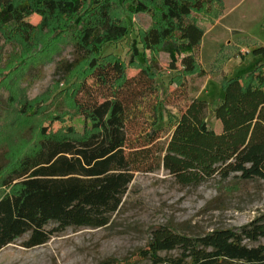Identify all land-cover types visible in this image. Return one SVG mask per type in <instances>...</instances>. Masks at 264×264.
Here are the masks:
<instances>
[{"label":"trees","instance_id":"obj_1","mask_svg":"<svg viewBox=\"0 0 264 264\" xmlns=\"http://www.w3.org/2000/svg\"><path fill=\"white\" fill-rule=\"evenodd\" d=\"M111 2L0 0V32L14 27L30 41L34 32L65 18L66 30H76L75 57L60 62L56 74L65 80L87 66L73 94L86 124L83 133L72 125L55 129L67 118L55 119L41 129L30 153L0 168L6 191L0 196V252L24 236L23 247L34 249L70 228H107L138 173L163 169L182 187L216 179L264 185V46L253 51L263 62L249 77L224 78V98L214 110L222 126L217 133L208 125V103L189 99L185 82L170 99L160 97L158 60L147 59L145 53L160 50L169 56L172 71L180 65L184 76L203 75L197 56L204 31L195 14L215 20L222 0L132 1L130 13L152 12L155 22L133 42L128 63L102 55L103 46L130 33L113 16ZM152 5L159 6V14ZM34 16L41 18L36 26L30 22ZM130 70L138 74L129 77ZM168 106L178 114L165 111V122ZM164 136L168 139L163 142ZM261 240L264 213L243 227L204 235L161 226L137 251V259L124 264H264V245H247ZM103 264L119 263L109 259Z\"/></svg>","mask_w":264,"mask_h":264},{"label":"rangeland","instance_id":"obj_2","mask_svg":"<svg viewBox=\"0 0 264 264\" xmlns=\"http://www.w3.org/2000/svg\"><path fill=\"white\" fill-rule=\"evenodd\" d=\"M132 1L145 0H112L113 16L128 25L130 33L102 47L103 56L113 55L125 63L130 61L133 42L155 22L152 12L130 13L128 5ZM151 7L159 14L158 5ZM221 11L215 20L195 14L204 31L197 56L203 75L184 76L180 65L178 71H172L169 56L160 50L145 53L147 59L158 60L160 97L170 99L185 82L189 99L208 103V125L217 133L222 132V126L214 110L224 98V78L246 79L263 62L253 51L264 46V0H222ZM30 22L36 26L41 18L34 16ZM67 23L65 18L55 20L48 29L34 32L30 41L21 38L14 27L0 32V168L30 153L41 137V129L50 127L55 119L67 118L55 129L72 125L77 133L84 131L86 124L74 106L73 94L87 66L82 65L65 80L56 74L60 62L75 57L76 30L67 31ZM140 61H144L143 55ZM137 74L128 72L129 77ZM165 111L178 114L173 107H166L165 122ZM167 139L164 136L162 141ZM5 192L0 185V196ZM262 213L261 184L237 180L221 183L216 179L199 187H182L163 169L138 173L121 210L107 228H70L34 249L23 247L28 239L24 236L0 252V264H103L109 259L124 264L137 259V251L146 247L155 228L166 226L180 234L204 235L243 227ZM247 245H264V240Z\"/></svg>","mask_w":264,"mask_h":264}]
</instances>
